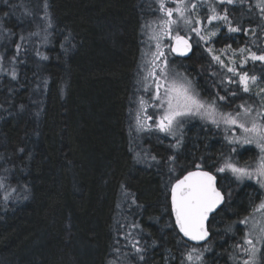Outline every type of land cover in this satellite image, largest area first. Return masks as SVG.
Listing matches in <instances>:
<instances>
[{"label": "trees", "instance_id": "trees-1", "mask_svg": "<svg viewBox=\"0 0 264 264\" xmlns=\"http://www.w3.org/2000/svg\"><path fill=\"white\" fill-rule=\"evenodd\" d=\"M210 1L220 11L227 7L233 26L248 33H230L221 22L205 44L178 28L193 51L178 59L166 49L170 64L224 113L235 115L244 103L258 109L257 94L229 83L239 77L227 67L239 69L247 56L240 48L263 52L261 13L247 0ZM196 2L203 6L201 17L207 15L211 3ZM158 9L157 0H0V264H189L193 245L173 225L166 186L197 163L216 176L225 197L210 218L203 264H242L248 258L234 246L243 244L257 213L256 203L249 206L264 190L216 169L225 161L255 168L261 156L255 143L244 144L243 130L235 126L199 121L183 126L178 150L170 147L172 137L137 130L144 62L155 49L153 28L145 25H155ZM17 44L22 50L13 65ZM213 54L221 55L225 67ZM243 70L257 77L251 86L264 79V62L248 60ZM145 153L162 162L175 155L174 172L166 163L137 162ZM245 216L249 224H239ZM133 222L140 228H132ZM128 233L147 248L144 262L125 239ZM257 247L264 253V244Z\"/></svg>", "mask_w": 264, "mask_h": 264}, {"label": "snow or ice", "instance_id": "snow-or-ice-1", "mask_svg": "<svg viewBox=\"0 0 264 264\" xmlns=\"http://www.w3.org/2000/svg\"><path fill=\"white\" fill-rule=\"evenodd\" d=\"M159 5V12L161 17L156 21L157 28L152 31L149 36L150 40L155 41V51H151V59L147 61L148 71L143 78L145 81L144 90L148 91L147 81L152 79L155 86L154 94L151 99L156 103L154 106L162 111V114L156 118L153 115L146 113V101L143 97L140 98V112L145 115L141 117L140 112L137 113L136 124L138 131H157L166 136H171L175 139V143L170 147L179 149L182 144V137H177V129L182 128L186 118L197 117L201 119H208L211 123L219 126L221 122L226 125H234L243 130L246 134L243 137L244 144L255 143L259 148L261 156L259 163L255 168L240 167L229 161L216 169L217 172L223 173L230 170L235 176L236 180L243 181L244 179H255L261 188H264V88H261L258 96L261 97V103L258 109H254L251 105L244 103L238 107L242 111H237L235 115L232 113H220V118L217 119L218 105L215 99L205 101L192 88L191 80L185 77L183 80L178 79L177 75H173L170 70V61L168 59L169 53L165 52V45L163 41L165 38L171 40L173 43L168 45L171 53L180 56H187L192 50V45L189 38L181 35L176 29L182 24L189 32L195 33L200 41L207 44L212 37L217 35L216 31H209L203 34L205 29L204 22L212 24L214 21H222L227 25L228 32H244L248 33L249 29H243L239 26H233V20L230 18V12L227 7L222 11L218 10L213 4L208 5V14L201 17L197 9L201 6L196 0H171L174 6H169L165 0H157ZM202 3H208V0H202ZM218 5H236L237 3L243 5L246 0H215ZM47 7V5H45ZM261 13V19L264 20V0H258L255 5ZM51 27V23L48 24ZM2 27V25H0ZM146 28H152L151 24L145 25ZM252 35H256L255 29H252ZM35 35V33H33ZM21 39H24L22 36ZM63 47V45H62ZM230 48V46H229ZM22 50V45H16V55L12 57L13 65L18 62V56ZM210 54L213 53L212 48L206 49ZM226 51L221 50V52ZM239 52L243 55L247 52L239 69L233 66H228L227 71L232 73L233 77H239V80L229 79V83H238L239 87L244 93L251 92V85L255 84L257 77L250 75L244 71V65L248 60L264 62V52L257 53L248 48H240ZM37 55L41 59L47 60L48 57L42 55L37 51ZM147 55V53L145 54ZM2 59V58H0ZM212 60L217 62L221 67H225V62L221 55H212ZM10 76L12 80L17 79V71L13 66ZM163 89V93H161ZM236 96V92L231 93ZM226 97L219 96V100L223 101ZM254 113V114H253ZM243 117V119H242ZM250 117V120L248 119ZM154 125H149L147 121H153ZM159 139V138H158ZM232 143L233 141H229ZM23 152L24 149H19ZM140 154L137 153V156ZM176 156L168 157L167 162L157 160L155 155L145 153L142 160L137 162H154L155 164L166 163L169 173L174 172ZM152 166V163H149ZM3 182L0 181V188H3ZM166 189L170 192L171 215L175 220V228L178 229L179 234L187 241L196 242L197 246H188L189 250L186 254V260L189 264H203L204 253L210 251L209 238L210 228L208 227L209 219L212 214L216 213L225 203L224 194L217 187V178L211 171H205L200 163L195 165V170L187 171L182 177L175 179L174 183L170 184V188ZM10 195V194H9ZM9 195L4 197L9 199ZM136 203L135 199L132 201ZM253 212L261 213V220L254 221L251 224L249 231L242 237L243 244H236V249L242 250L247 255V259L242 261V264H264V253L258 244H264V200L253 209ZM252 215V214H250ZM241 225L249 224V216H245L238 221ZM123 227V226H122ZM132 228H140V225L133 222ZM171 227V225H169ZM226 231L231 232L232 226L229 225ZM255 233L254 238H250ZM125 239L129 240V244L139 261H145L144 253L147 248L141 245L140 239L132 237V233H128ZM155 244V241H153ZM119 251V249H116ZM258 253L261 254L259 262L257 261ZM183 264V261L181 262Z\"/></svg>", "mask_w": 264, "mask_h": 264}, {"label": "rangeland", "instance_id": "rangeland-1", "mask_svg": "<svg viewBox=\"0 0 264 264\" xmlns=\"http://www.w3.org/2000/svg\"><path fill=\"white\" fill-rule=\"evenodd\" d=\"M247 1H251V2L253 3V5H256L257 2H258V0H247ZM166 3H168L169 6H174V5L171 3V0H166ZM209 3L212 4V2H211L210 0L208 1L207 4H209ZM215 6H216V5H215ZM202 8H203V6L201 5V6L197 9L198 12H200L201 10H203ZM221 22H222V21H214L212 24H208L207 21H205V22H204V25H203L205 31H204L203 34L206 35L207 32H209V31H216V32H217V30H216V28H217V24H218V23L220 24ZM156 24H157V23L155 22V25L152 26L153 30H155V29L157 28V25H156ZM182 27H184V26L181 24V25L179 26V28H182ZM217 33H218V32H217ZM214 37H215V36H214ZM214 37H212V38H214ZM212 38H211V39H212ZM171 43H172L171 40L165 38L164 41H163V44L165 45L164 50H166V49L169 50L170 48L168 47V45H170ZM263 46H264V43H263ZM153 51H155V49H154ZM263 52H264V49H263ZM150 59H151V53L148 54V55L146 56V59H145V62H144V65H145V70H144V72H145L146 75H147V71H148V64H147V61L150 60ZM251 61H252V60H251ZM170 70H171V72H172L173 75H177V74H178L177 71H176V69H174V67H173L171 64H170ZM146 75H145V76H146ZM185 77H186V76H183V75H180V74L177 75V78H178V79H181V80H183ZM187 79H188V78H187ZM147 84H148V91L145 92V96H143V98H144L145 101H146V104H145L146 113H147L148 115H153L154 117L158 118V117L162 114V111L159 110V109H157V108L154 106V105H155L156 103H158V102H154V101H152V99H151V97H152V95L154 94V91H155V86H154V84L152 83V79H151V78L148 79ZM192 88L194 89L195 92H197L193 86H192ZM261 88H264V79L262 80L261 83L251 86V90H252L253 92H255L256 94L259 93V91H260ZM161 93H163V89H161ZM197 93H198V92H197ZM257 96H258V95H257ZM200 97H201V96H200ZM258 97H259L258 102L261 103V97H260V96H258ZM201 98H202V97H201ZM202 99H203V98H202ZM138 112H140V108H139L138 111L136 112L135 119H136V117H137V113H138ZM220 113H224V111H222L221 109L218 108V112H217V114H216V115H217V119L220 118ZM140 115H141V117H143V116L145 115V113H144V112H140ZM248 119L250 120V117H249ZM197 121H199V122L211 123L210 120H208V119H201L199 116H197V117H189V118H186V119H185V122H184V124H183V126H184L185 124H190V122H197ZM147 123H148L149 125H154V120H153V121H147ZM211 124H213V123H211ZM213 125H216V124H213ZM220 125H226V124H224L223 122H221V123L219 124V126H220ZM233 126H234V125H226L227 128H229V127H233ZM235 127H236V126H235ZM237 128H238V127H237ZM182 130H183V127L177 129V132H176L177 137H181L180 135H182V133H181ZM154 132H155V133H159V132H157V131H154ZM159 134H163V133H159ZM243 134L246 135L244 132H243ZM169 137H171V136H169ZM172 138H173V137H172ZM258 163H259V162H258ZM225 173H230L233 177H235V176L232 174V172H231L230 170H226ZM244 180L252 181V182H254L257 186H259V188H261L260 185L257 184V182H256V180H255L254 178H253V179H247V178H246V179H244ZM261 189L264 190V188H261ZM254 195H256V193H254ZM260 197H261V199H260ZM261 200H264V196L260 193V196H259V199L257 200V202H256L255 200H253V201L251 202V204H250L249 207L252 208V207L254 206L255 203H256V205H255V207H256V206L261 202ZM259 220H261V213L257 212V213L255 214L253 220L251 221V224H252L254 221H259ZM250 228H251V225H250V227H249V230H250ZM254 237H255V233H253V238H254Z\"/></svg>", "mask_w": 264, "mask_h": 264}, {"label": "water", "instance_id": "water-1", "mask_svg": "<svg viewBox=\"0 0 264 264\" xmlns=\"http://www.w3.org/2000/svg\"><path fill=\"white\" fill-rule=\"evenodd\" d=\"M189 42H190V40H189ZM173 43V42H172ZM191 43V42H190ZM192 45V44H191ZM192 51H193V46H192V50L188 53V55L187 56H180V55H178V54H175V53H171V55L173 56V57H175V58H178V59H187L188 57H190V55H191V53H192ZM195 170V169H194ZM206 171V170H205ZM186 174V173H185ZM184 175V174H183ZM182 175V176H183ZM181 176V177H182ZM218 187V186H217ZM169 205H170V212H171V204H170V192H169ZM223 206V205H222ZM221 206V207H222ZM215 214V213H214ZM214 214H212V216L214 215ZM212 216H210V218L212 217ZM171 217H172V221H173V225H174V227H175V220H174V217L171 215ZM209 222H210V219H209ZM208 225H209V223H208ZM176 229V228H175ZM176 231H177V233L179 234V232H178V229H176ZM179 236L181 237V239L184 241V242H186V243H188V244H190V245H193V246H198V245H196V242H193V241H187V239L186 238H183L182 237V235L181 234H179ZM210 239V238H209Z\"/></svg>", "mask_w": 264, "mask_h": 264}]
</instances>
